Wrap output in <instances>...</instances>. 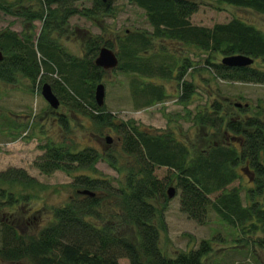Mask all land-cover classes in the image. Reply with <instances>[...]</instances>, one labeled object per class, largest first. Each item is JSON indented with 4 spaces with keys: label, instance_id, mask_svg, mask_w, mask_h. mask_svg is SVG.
<instances>
[{
    "label": "trees",
    "instance_id": "16d2710c",
    "mask_svg": "<svg viewBox=\"0 0 264 264\" xmlns=\"http://www.w3.org/2000/svg\"><path fill=\"white\" fill-rule=\"evenodd\" d=\"M77 1L38 0L33 7L22 6L21 0H0L2 12L21 15L27 21L38 19L41 23L34 42L29 33L19 35L8 27L0 29L3 54L0 78L13 82L22 75L29 83H38V87L47 81L59 103L65 104L69 111H81L96 125L110 126L118 134L119 159L118 154L106 151L108 148L104 152L92 146L76 148L62 138L48 139L38 145L43 151L32 161L40 172L60 169L69 174L84 168L93 171L95 162L103 156L117 173L115 183L105 176L76 172L69 182L72 189L67 200L49 207L46 221L43 214L30 213L39 207L24 205L20 206L24 212L22 223L16 219L0 220V264L3 261L20 264L23 258H28L31 264H118L120 257H126L128 264H203L202 257L211 249L206 239L196 247L176 250L173 256L165 255L159 246V227L164 226L163 212L168 201L166 186L170 183L178 190L179 209L187 217L202 223L211 208L221 220L242 233L258 229L256 242L264 254L263 112L258 117L238 118L226 114L214 100L210 110L196 115V121L203 127L221 131L222 137L207 140L206 146L197 151L191 142L188 144L176 137L171 129H156L133 119L115 118L93 98L94 85L104 71L93 59L100 45L110 48L115 45V68L148 78L130 79L132 93L142 96L136 105H149L165 97L163 85L155 84L149 76L175 75L177 99L187 102L194 83L182 76L192 60L187 55L172 58L168 51L154 46L156 39L192 46L202 52V65L208 66L215 77L264 83L263 67L228 66L219 62L220 56L234 53L264 62L262 31L237 16L210 26L192 23L189 15L201 0H126L141 9L149 29H126L114 36V44L101 35L90 36L85 40L82 56H71L62 50L50 31L61 32L60 25L77 12L86 17L110 13L113 0H91L90 6L82 7ZM215 1L264 14V0ZM51 72L55 75L51 76ZM57 121L64 130L68 129L65 115H58ZM228 133H232L229 138L238 137L237 145L226 141ZM239 162L252 174L253 186L245 190L244 204L239 186L225 188L238 176L235 168ZM159 166L166 168L162 177L154 172ZM36 186L57 190V185L40 182L22 167L8 166L0 170V208H11L17 201L29 200ZM77 188H88L94 194L79 193ZM215 191V196L210 197ZM257 195L260 198H255ZM126 227L131 229L132 240L125 235ZM29 228L34 231L29 232Z\"/></svg>",
    "mask_w": 264,
    "mask_h": 264
},
{
    "label": "rangeland",
    "instance_id": "374dc122",
    "mask_svg": "<svg viewBox=\"0 0 264 264\" xmlns=\"http://www.w3.org/2000/svg\"><path fill=\"white\" fill-rule=\"evenodd\" d=\"M37 4L38 0H21L22 6L35 7ZM76 4L80 7L90 6L91 0H78ZM17 8L19 9V7ZM235 16L251 22L264 34V14L227 2L201 0L198 8L189 15V20L192 23L210 26L215 22L227 21ZM40 24L38 19L27 21L21 15L4 13L0 10V29L8 27L19 35L29 33L33 42L39 33ZM136 27L149 29L141 9L126 0H113L110 13L86 17L77 12L70 15L66 23L60 25L61 32L51 30L50 35L59 43L64 52L71 56H82L85 40L88 37L101 35L114 44V36L120 35L126 29ZM156 45L157 48L160 46L161 50L172 54V58L187 55L192 60V65L186 69L182 76L184 79L193 80L194 83L189 100L184 103L177 99L179 90L175 75L168 78L166 76H149V79L155 84L163 85L165 97L149 105H136L140 103L142 96L137 97L135 93H132L129 85L130 79L148 80V78L116 68L105 69L100 78L104 85L101 106L115 118L133 119L138 124L156 129H171L176 137L188 144L191 142L193 148L197 150L201 146H206L207 140L211 142L222 137L221 131L216 132L212 128L203 127L196 121V115L204 110H210L209 105L214 100L230 116L236 115L238 118H242L245 115H252L258 117L261 115L260 112L264 113V83L220 79L213 76L209 67L202 65L201 58L204 54L199 53L192 46H181L179 43L159 39L154 41V46ZM152 48L148 50L155 51ZM112 49L117 50L115 45ZM250 64L264 68V62H261L259 58H253ZM43 73H45L44 68ZM50 74L51 76L55 75L53 72ZM235 101L244 105H240L241 108H236L233 105ZM60 114L65 115L67 119V130H64L57 120L51 118ZM11 134L18 136L12 139ZM230 134L225 136L226 141H232L234 145H237L238 135L235 136L237 138H229ZM105 136H109L110 139L106 140ZM60 138L66 143L75 144L76 148L92 146L99 151L103 150V152L108 148L106 151L113 155H117L121 150L118 134L113 128L96 125L85 113L71 112L63 103H59L55 108L49 106L39 93L38 83H29V80L22 75H19L13 82H7L0 78V170L8 166H20L40 182L57 185L56 191L50 187L36 186L35 193L29 197V200L17 201L12 204L11 208L1 207L0 220L16 219L22 223L21 218L23 219L24 212L20 206L24 205L26 208L39 207L36 212L31 210L30 213L43 214L45 217L43 219L46 221L49 207L59 205L67 200L72 189L69 182L72 181V175L76 172H85L99 177L105 176L115 183L117 173L103 156L95 162L93 171L84 168L70 171L69 174L60 169H55L50 173L40 172L32 164L33 159L42 151L38 145L48 139L59 140ZM194 149L191 148L192 151ZM244 169V163L239 162L235 168L238 176L225 186L226 189L239 186L242 204L247 201L244 196L245 190L253 186L252 176L250 175L248 178ZM154 172L158 177H162L166 168L159 166L154 168ZM169 186L175 188L174 184H167L166 187ZM217 191L210 193V197L213 198ZM255 198H260V195ZM30 213L27 216H30ZM44 221L42 222L44 223ZM163 221L164 226L159 227V246L167 256H173L176 250L196 247L201 240L206 239L209 241L211 249L202 257L203 264H264L263 251L256 242L258 229L255 232L242 233L239 228L221 220L211 208L208 209L204 221L198 223L179 209L176 188L172 196L168 197L163 212ZM28 231L32 232L34 229L29 228ZM125 235L132 240L131 229L128 227L125 228ZM2 264L7 263L3 261ZM20 264H31V261L28 258H23L20 260ZM118 264H128L127 258L120 257Z\"/></svg>",
    "mask_w": 264,
    "mask_h": 264
},
{
    "label": "water",
    "instance_id": "95a60500",
    "mask_svg": "<svg viewBox=\"0 0 264 264\" xmlns=\"http://www.w3.org/2000/svg\"><path fill=\"white\" fill-rule=\"evenodd\" d=\"M3 54L0 50V60L2 58ZM94 63L98 66H101L103 68H111L116 65L117 58L114 51L105 46L102 45L98 48L97 54L93 59ZM221 63L230 65V66H241V65H247L252 62V57L247 54L237 53V54H228L224 55L220 59ZM40 94L46 100V102L52 106L56 107L59 103V100L56 96V94L53 92L50 84L47 81H43L40 85ZM103 95H104V86L103 83L98 82L94 85L93 89V98L97 105H101L103 102ZM240 104V103H235ZM106 139L109 140L110 138L106 136ZM79 193L89 194L93 195L94 191L88 189V188H80L76 190ZM167 196H172L174 192V188L172 186L167 187Z\"/></svg>",
    "mask_w": 264,
    "mask_h": 264
}]
</instances>
